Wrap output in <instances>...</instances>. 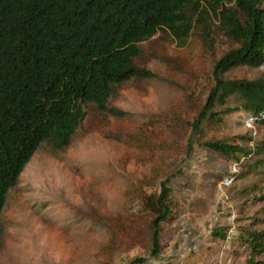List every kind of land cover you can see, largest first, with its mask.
I'll use <instances>...</instances> for the list:
<instances>
[{
    "label": "rangeland",
    "instance_id": "374dc122",
    "mask_svg": "<svg viewBox=\"0 0 264 264\" xmlns=\"http://www.w3.org/2000/svg\"><path fill=\"white\" fill-rule=\"evenodd\" d=\"M215 24L206 39L195 33L180 44L157 33L141 43L153 77L125 83L111 100L127 114L86 119L59 154L33 153L1 213L0 264H245L247 232L264 240V125L239 111L213 131L248 149L238 161L189 143L214 62L235 46ZM263 73L264 62L224 76ZM166 178L175 217L153 253L141 195Z\"/></svg>",
    "mask_w": 264,
    "mask_h": 264
},
{
    "label": "trees",
    "instance_id": "16d2710c",
    "mask_svg": "<svg viewBox=\"0 0 264 264\" xmlns=\"http://www.w3.org/2000/svg\"><path fill=\"white\" fill-rule=\"evenodd\" d=\"M211 23L235 46L214 62L215 82L191 122L189 143L238 161L248 149L213 131L239 111L264 125V73L224 76L264 62V0H0V217L37 149L57 155L84 120L107 124L127 114L111 100L125 83L153 77L141 64V43L157 33L180 44L195 33L206 39ZM168 181L141 195L153 253L162 224L175 217ZM261 236L247 232L245 264H264ZM4 238L0 219V248Z\"/></svg>",
    "mask_w": 264,
    "mask_h": 264
}]
</instances>
